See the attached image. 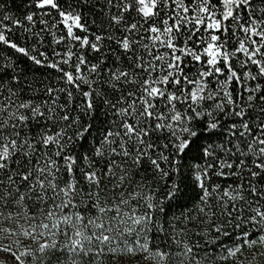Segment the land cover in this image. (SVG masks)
Here are the masks:
<instances>
[{
	"label": "snow or ice",
	"instance_id": "1",
	"mask_svg": "<svg viewBox=\"0 0 264 264\" xmlns=\"http://www.w3.org/2000/svg\"><path fill=\"white\" fill-rule=\"evenodd\" d=\"M31 8L0 44L55 75L0 63V264H264V0ZM186 158L198 193L174 205Z\"/></svg>",
	"mask_w": 264,
	"mask_h": 264
},
{
	"label": "trees",
	"instance_id": "2",
	"mask_svg": "<svg viewBox=\"0 0 264 264\" xmlns=\"http://www.w3.org/2000/svg\"><path fill=\"white\" fill-rule=\"evenodd\" d=\"M61 3L64 0H60ZM75 3V0H72ZM92 3L95 4L96 0H92ZM101 5L103 4V0H100ZM0 4L3 5V8L0 9V15L8 14L13 16L14 18L23 20V17L32 10L31 8V0H0ZM83 12L87 15L89 12L92 13V16L97 19V23H99V14L95 11L94 8H90L89 6L83 7ZM5 23H8L5 21ZM27 22H25L26 24ZM89 23H91V18H89ZM41 25L37 24L34 31H38ZM62 27V26H61ZM95 30V27H93ZM9 39L14 40L16 43L20 44L21 46H27L31 48L33 45L40 51H48L51 52L52 48V37L47 33H44V43L38 44L37 40L33 38H28L26 33H23L22 28H16L13 33L7 34ZM83 35V34H82ZM58 49H62L63 45L57 46ZM11 59L12 62L16 65L18 74L24 78L27 82H30L33 87L42 88L43 84L42 81L50 80L55 73H52L51 70L41 68L35 64H33L27 57L22 56L19 53H15L14 50L8 48L5 45L0 44V63L6 62L8 59ZM33 96L39 98L40 93H32ZM105 117L102 114V111L97 114L96 119L94 120V128L92 135L87 138V141L84 143L83 147L80 148V151L83 152L89 147H91L93 140L95 137L99 136L105 127L104 124ZM100 130V131H97ZM223 137L216 135L213 136L211 139L203 138L199 141L200 144H219ZM198 153L194 151L191 155H197ZM196 163H203V161L193 160L191 158H186L185 168L183 173V181L181 184L182 188V195L177 198L176 201L173 202L174 205H181V206H189L194 198L197 196L198 190L195 189L192 185L191 177V168ZM230 182V181H227ZM223 182V183H227ZM173 211H178L176 207H173Z\"/></svg>",
	"mask_w": 264,
	"mask_h": 264
}]
</instances>
